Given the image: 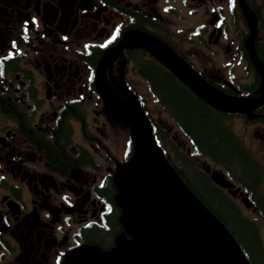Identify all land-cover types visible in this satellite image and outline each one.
<instances>
[{"label": "flooded vegetation", "instance_id": "1", "mask_svg": "<svg viewBox=\"0 0 264 264\" xmlns=\"http://www.w3.org/2000/svg\"><path fill=\"white\" fill-rule=\"evenodd\" d=\"M254 3L264 21V0ZM250 32L238 0H0V264H61L81 244L113 247L124 231L114 177L133 143L125 135L121 144L124 130L105 107L101 62L113 90L137 98L153 120L147 101L159 98L147 71L169 70L139 35L157 37L226 93L255 97L262 76L246 47ZM223 49L222 65L200 58ZM213 110L260 166V199L237 160L209 162L197 147L199 170L264 227V105ZM177 128L175 137L188 138Z\"/></svg>", "mask_w": 264, "mask_h": 264}, {"label": "water", "instance_id": "2", "mask_svg": "<svg viewBox=\"0 0 264 264\" xmlns=\"http://www.w3.org/2000/svg\"><path fill=\"white\" fill-rule=\"evenodd\" d=\"M238 2L251 29L246 47L262 76L261 92L256 97L221 91L157 38L139 35L137 40L212 106L247 112L264 104V62L254 44L257 14L246 0ZM106 67L102 62L98 70L100 93L106 108L130 123L135 141L133 156L118 166L114 177L116 199L122 209L120 219L131 237L121 233L108 250L80 245L69 251L61 264H252L227 226L168 161L139 102L131 95L121 98L113 92Z\"/></svg>", "mask_w": 264, "mask_h": 264}, {"label": "trees", "instance_id": "3", "mask_svg": "<svg viewBox=\"0 0 264 264\" xmlns=\"http://www.w3.org/2000/svg\"><path fill=\"white\" fill-rule=\"evenodd\" d=\"M248 1L259 14L260 36L257 38L256 46L260 57L264 60V21L254 0ZM241 33L245 37L248 31L241 28ZM147 74L152 80V85L163 108L177 120L181 129L186 132L193 143L204 154L226 166L237 160L241 168L240 179L248 184L255 197L259 198L256 187L262 175L261 168L224 125L220 112L213 110L209 104L180 82L171 72L153 66L147 71ZM155 130L160 141L166 143V140H170L167 132H163L166 138L162 139L161 128L157 126V123ZM190 162L189 160L187 163ZM186 168L187 171L183 168L178 169L184 180L229 227L252 263L264 264V245L257 223L241 215L234 204L211 184L206 174L201 172L196 165L193 166V162L187 164ZM233 169L237 171V168ZM262 202V209H264L263 198ZM262 213L264 214V210Z\"/></svg>", "mask_w": 264, "mask_h": 264}, {"label": "rangeland", "instance_id": "4", "mask_svg": "<svg viewBox=\"0 0 264 264\" xmlns=\"http://www.w3.org/2000/svg\"><path fill=\"white\" fill-rule=\"evenodd\" d=\"M195 57L197 58V57H199V55H196ZM200 58H201V60L203 62H209L212 59H215V61H216V63L218 65H222L224 63V61H226L228 59V55H227L226 49H223V50H221L218 53H214L213 51H209V53L207 54L206 52H203L202 54H200ZM147 105H148V108L153 113V118L157 122H159L160 125H164V128H166L168 131L171 132L173 139L174 140L177 139V143L179 141V148L181 150H185V151L188 150L189 146H191L190 141H188L189 139L188 138H184L182 135H179L178 136L179 138L178 137H175V136H177V135H175V133H176V127H177L175 120L173 118L169 117L165 111L162 112V108H161V106L158 105V102L155 100V98L152 99L150 97V99L147 101ZM113 120L119 122L120 123V126H122L121 127L122 128V131L124 130L123 131V136H122V141H121V144H122L124 141H126L125 135H126V137H129L130 136L129 135L128 127L124 126V124H123L124 122L122 120H118V118H115V119L113 118ZM239 132L241 133V130H239ZM246 142L251 147V145L248 143V141H246ZM166 148L170 152L171 158L177 164H180L181 162L178 160L176 152L175 151H172L171 148H170V146H166ZM188 152L190 153V156H189L188 159H190V160H192V161H194L196 163H199V160L197 159V155L193 156L194 155V151H191V152L188 151ZM255 155L258 156L256 153H255ZM261 232H262V238H263V242H264V227H263V224H262V218H261Z\"/></svg>", "mask_w": 264, "mask_h": 264}]
</instances>
